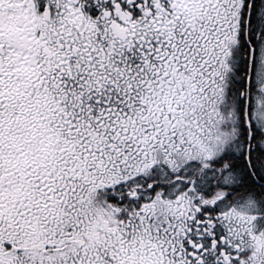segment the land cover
I'll return each instance as SVG.
<instances>
[{
    "label": "snow or ice",
    "instance_id": "1",
    "mask_svg": "<svg viewBox=\"0 0 264 264\" xmlns=\"http://www.w3.org/2000/svg\"><path fill=\"white\" fill-rule=\"evenodd\" d=\"M0 264H264V0H0Z\"/></svg>",
    "mask_w": 264,
    "mask_h": 264
}]
</instances>
